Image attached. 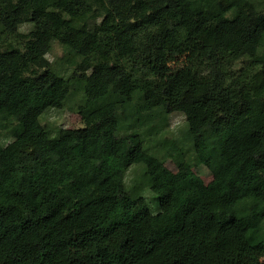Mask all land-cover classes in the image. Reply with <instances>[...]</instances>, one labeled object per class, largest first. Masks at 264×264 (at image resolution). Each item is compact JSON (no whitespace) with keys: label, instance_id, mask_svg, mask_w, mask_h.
<instances>
[{"label":"trees","instance_id":"obj_1","mask_svg":"<svg viewBox=\"0 0 264 264\" xmlns=\"http://www.w3.org/2000/svg\"><path fill=\"white\" fill-rule=\"evenodd\" d=\"M172 52L188 54L175 69ZM73 94L83 126L52 134L42 115ZM176 113L191 153L157 139ZM0 127V264H264V12L249 0H0ZM133 164L159 212L128 191Z\"/></svg>","mask_w":264,"mask_h":264},{"label":"rangeland","instance_id":"obj_2","mask_svg":"<svg viewBox=\"0 0 264 264\" xmlns=\"http://www.w3.org/2000/svg\"><path fill=\"white\" fill-rule=\"evenodd\" d=\"M31 29L30 25H23L20 27V31L27 32ZM12 40H18L19 37H10ZM65 48L63 45L59 44L58 41H53L52 49L47 55L48 60L55 58V62L52 63L53 67L62 75L68 76L69 70H73V66L68 63L65 59ZM188 58V54H183L180 52H172L169 55V62L172 69L182 66L183 62ZM70 71V73L72 72ZM81 102L80 94H73L70 96L69 100L65 106L61 109L53 108L45 112L41 121L44 126L52 133L56 134L60 128L64 129H76L83 126L82 118L77 112L78 104ZM7 130L0 127V135L2 138L6 134ZM160 141L176 142L179 146L184 148L188 153H191V143L187 135V129L185 125L184 116L181 114H174L171 117L170 125L166 128L165 132L158 136ZM157 150L160 147L156 148ZM163 154V152H160ZM166 166L172 170L176 171V164L168 159L166 161ZM195 171L200 174L202 179L208 183L212 180V175L210 171L204 167H196ZM125 181L128 187V191L134 198L143 197L150 210L153 213L160 211L159 199L149 188V176L146 175L144 167L141 164H133L126 173ZM263 260V258H262Z\"/></svg>","mask_w":264,"mask_h":264},{"label":"clouds","instance_id":"obj_3","mask_svg":"<svg viewBox=\"0 0 264 264\" xmlns=\"http://www.w3.org/2000/svg\"><path fill=\"white\" fill-rule=\"evenodd\" d=\"M249 2L256 6V10L258 12H264V0H249ZM131 3H135V0H131ZM129 7H130V5H129ZM156 31H157V28L147 27L146 30L143 33H141L140 36L136 37L132 41V44L137 49H139L140 52H142V53H144L146 55L147 52L145 51V49L148 47V45L151 44L153 34ZM50 62L54 63L55 62V58H51ZM71 70L72 69L69 70V74H70Z\"/></svg>","mask_w":264,"mask_h":264}]
</instances>
